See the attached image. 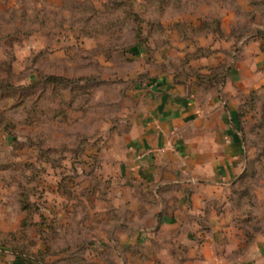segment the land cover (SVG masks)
Returning a JSON list of instances; mask_svg holds the SVG:
<instances>
[{
  "label": "rangeland",
  "instance_id": "obj_1",
  "mask_svg": "<svg viewBox=\"0 0 264 264\" xmlns=\"http://www.w3.org/2000/svg\"><path fill=\"white\" fill-rule=\"evenodd\" d=\"M257 41L264 0H0V255L24 264L170 255L120 247V237L108 245L110 212L138 227L140 208L156 204H124L133 193L102 172L112 136L130 126L131 91L158 81L218 98L225 84L246 85L235 96L234 230L223 241L236 258L264 237V79L252 87L249 68L235 71L250 66Z\"/></svg>",
  "mask_w": 264,
  "mask_h": 264
},
{
  "label": "crops",
  "instance_id": "obj_2",
  "mask_svg": "<svg viewBox=\"0 0 264 264\" xmlns=\"http://www.w3.org/2000/svg\"><path fill=\"white\" fill-rule=\"evenodd\" d=\"M245 53L250 66L240 61L235 71L249 68V86L254 87L264 79V42L250 44ZM240 81L225 84L223 98L161 81L131 91L135 99L125 115L130 126L112 136L102 172L133 193L122 198L124 204L156 205L148 211L140 208L133 217L144 221L138 227L125 212L120 222L110 212L108 245L114 247L120 237V247L170 253L163 261L154 260L156 264H264V237L236 258L233 246L223 241L233 236L228 194L241 172L235 96L247 87ZM107 200L108 206L114 202ZM0 264L24 263L0 255Z\"/></svg>",
  "mask_w": 264,
  "mask_h": 264
},
{
  "label": "trees",
  "instance_id": "obj_3",
  "mask_svg": "<svg viewBox=\"0 0 264 264\" xmlns=\"http://www.w3.org/2000/svg\"><path fill=\"white\" fill-rule=\"evenodd\" d=\"M234 126H235V128H236V130L238 129V127L234 124Z\"/></svg>",
  "mask_w": 264,
  "mask_h": 264
}]
</instances>
